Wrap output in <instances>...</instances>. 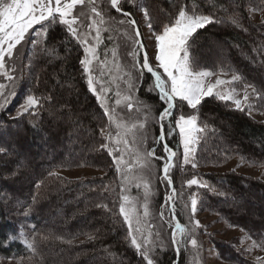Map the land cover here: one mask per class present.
Segmentation results:
<instances>
[{"label": "trees", "instance_id": "trees-1", "mask_svg": "<svg viewBox=\"0 0 264 264\" xmlns=\"http://www.w3.org/2000/svg\"><path fill=\"white\" fill-rule=\"evenodd\" d=\"M122 4V8L132 12V17L137 20L138 7ZM139 4L149 10L157 32L183 6L197 13L212 15L217 22L198 30L195 37L192 51L198 70L220 73L222 66L230 67L264 96V24L251 21L248 13L249 5L264 9V0H139ZM232 15L239 17V26L231 22ZM47 48L55 51L51 56H46L43 46L36 51L39 59L37 62L34 59L31 71H37V76L29 79L27 87L38 97L50 96L53 92L54 98L42 102L38 117H26L20 122L23 120L25 124L32 125V128L28 127L30 137L38 140L45 136L48 138L46 141L43 139L42 147H47L53 157L45 159L41 165L32 163L30 167L27 164L26 167L19 166V160L14 158L8 159L9 168L17 182L22 181L23 187L20 186L22 190L11 196L12 202L5 197L6 204L0 198V259H19L26 264H146L126 239L127 228L119 215L113 191L116 170L109 156L100 148L103 143L100 128L107 124V118L83 79L79 63L81 48L59 24L49 29ZM57 55L59 59L54 60L52 56ZM39 71L42 74L39 75ZM144 76L148 82L151 81L146 71ZM145 87L141 85L139 95L149 104L157 105V112L161 111L165 105L158 94L151 92L149 95L144 91ZM236 87L242 89L243 84L239 83ZM19 92L26 93L25 87L22 86ZM61 104L63 109L60 108ZM254 105L259 109L264 108V98H255ZM47 111L60 113V125L51 123V114ZM181 111L197 115L198 121L206 123L210 130L200 139L196 149L195 160L199 167L219 166L239 158L251 166L264 168V123L255 121L245 111L236 110L230 101L225 102L214 96L206 97L198 110L189 109L185 104ZM181 111H177L176 116ZM71 113L72 116L65 121L67 114ZM168 128L169 122L164 121L165 142L177 152L179 158L178 133L175 130L169 137ZM71 131L79 136L73 150L66 155L59 150L52 154L54 148L68 143L63 141L68 139ZM155 151L162 156L165 152L160 140L156 143ZM177 157L174 158L175 164ZM79 167L98 168L103 176L90 180H68L54 174L56 169ZM175 169V166L172 167L169 174L177 192ZM205 180L225 195L202 190L200 208L217 213L229 226L236 225L235 228L243 229L253 241L264 242V233L261 237L257 232L264 230V224L250 220L247 214L239 216L234 208L230 209L238 195H244L245 191L259 192L264 199V181L234 171L208 173ZM97 204L106 205L107 208L97 207ZM2 205L7 211H11L10 207L14 208L16 219L11 213L3 212ZM240 217L251 225L238 224L236 219ZM179 220L183 226V218L179 217ZM252 223L257 226H252ZM20 232L28 239L36 238L35 253L29 251L18 237ZM12 236L16 238H10ZM178 240L181 241L179 255L173 247L167 248L159 256V264H188L185 241L181 238Z\"/></svg>", "mask_w": 264, "mask_h": 264}, {"label": "snow or ice", "instance_id": "snow-or-ice-1", "mask_svg": "<svg viewBox=\"0 0 264 264\" xmlns=\"http://www.w3.org/2000/svg\"><path fill=\"white\" fill-rule=\"evenodd\" d=\"M112 9L117 13H121L124 17H130L127 21L119 20V24L127 22L132 25L135 30V41L137 45L131 56L138 57L139 52L143 51L142 63L137 58L133 68L139 72V76H133L132 73L125 71L124 75L127 79L124 81L126 89L121 91L119 86L115 92L114 106L112 104V88L110 81L116 79L112 76V71L108 67L107 51L104 58H101L99 46L102 42L101 31H109V21L106 19V12L100 6V0H0V75H3L10 83L15 82V77L10 75L15 69L6 68V60L14 58V50L23 42H30L34 48L43 46L44 51L49 55L55 50L47 48V38L49 29L57 24L63 26L68 35L74 39L83 49V57L79 60L82 68V73L86 78L87 88L92 95L95 96L98 104L103 109V114L108 118V123L100 128L101 135L104 137V143L100 148L106 149L110 156H113V162L117 166V172H127L121 176L122 182H133L136 177L128 175L132 172V165L125 163V155L131 153L134 157L133 163L138 164L141 169L150 171L152 164L151 159L155 157V149L151 151L141 148L146 139V124L151 109L149 106L140 101L136 92L140 84H142L145 71L151 75L152 84L149 91L158 94L160 101L165 107L159 113L160 121V136L159 140H165L164 121L169 122L167 135H172L178 129L180 137V145L183 147V164L191 163L192 168L198 165L194 160V150L192 145L197 144L203 136L208 134L209 127L206 123L202 124L198 121V116L194 114L185 115L181 110L184 105L189 109L198 110V106L206 97L215 96L217 99L228 102L234 105L236 110L241 112L251 107L250 97L262 99L264 96L250 83L244 82V77L230 67L222 66L221 75L231 74V79H221L217 73L207 70H198L197 62L192 51L195 43V37L198 30L205 28L207 25L217 22L212 15L197 13L195 10H189L186 6L180 7L177 14L168 22L162 25V30L155 31L152 17L146 6L137 4V0H128L134 6L138 7L143 12L147 26L152 31L155 38V65L145 49L138 23L132 17V12L125 11L122 8L121 0H109ZM264 9L253 8L251 11H260ZM231 22L237 26L240 25V19L236 15L230 17ZM87 20V23H85ZM39 25L37 29L35 26ZM94 33V35H93ZM35 37V38H33ZM113 67L119 72L121 65L116 59V53L112 55ZM215 76L214 83L208 80L209 77ZM139 82V83H138ZM242 83L243 88L236 87ZM109 85V86H106ZM224 86H229L225 90ZM251 89V94L249 93ZM241 92L243 95L241 96ZM15 95V92L6 91V86L0 84V97H3V102H0V109H3L9 99ZM44 100H51V96L37 97L33 94L26 95L24 102L20 105V110L17 116L24 113L37 115L40 107L43 106ZM123 105L131 113L135 108L137 113H142L143 119H130L124 121L117 114V109ZM147 109V111H144ZM181 111L179 116L176 112ZM174 121V128L172 122ZM116 129L113 135L111 129ZM131 136V140H129ZM5 148L0 147V153H4ZM164 151L167 159L164 157H155L164 160L162 168V176L160 179L167 181L166 187L171 189V195L166 194L165 203L161 207L169 206L172 212V219L177 220L176 216V201L174 197L177 195L174 187L173 179L170 176V169L175 166L174 158L177 157V152L165 143ZM119 153V155H114ZM53 175V173H50ZM186 185L191 188L208 189L210 192L217 195H225L223 192H218L216 188L201 182L195 176L186 181ZM39 188V184L36 185ZM139 187V184L136 185ZM145 189H148V182H144ZM125 189L121 188L119 214L123 217L124 223L128 227L126 239L129 240L131 247L136 253L146 262V264H158L155 259L157 245L148 237L143 239L137 238V233L142 232L141 219L136 213L135 208L129 207L130 201L124 193ZM35 199V197H34ZM147 199V196L145 197ZM198 201L196 193L190 195L191 214L195 216L198 210ZM97 207H105L106 205L97 204ZM187 207V205H185ZM27 215V213H25ZM144 215H148V206L144 205ZM161 218L164 213L161 211ZM195 228L200 227L198 220H192ZM236 227V225H231ZM186 231L189 233L187 243L193 248H197V240L192 236L191 230L187 229L177 222L172 230L171 243L175 247L177 254L180 252V242L177 239L179 234L181 240L185 238ZM243 231V229H242ZM18 237L26 245V248L35 253L37 251L36 238L28 239L23 232L18 234ZM15 239L16 236L10 237ZM46 239L47 237H41ZM91 238V237H90ZM70 242V241H69ZM259 247L264 250V242L253 244L248 249ZM258 261L260 258H257Z\"/></svg>", "mask_w": 264, "mask_h": 264}, {"label": "rangeland", "instance_id": "rangeland-1", "mask_svg": "<svg viewBox=\"0 0 264 264\" xmlns=\"http://www.w3.org/2000/svg\"><path fill=\"white\" fill-rule=\"evenodd\" d=\"M122 3L133 5L132 3H129L128 0H121V5L123 6ZM137 4H139V0H137ZM100 6L106 12V19L108 17L112 18L109 21V24L107 25L109 27V31H101L102 42L99 46V51L102 59L104 58L105 51H107L108 67L112 71V76L116 77V79L109 82L112 88V92L110 93V95L112 96V104L114 106L115 92L117 90V86H119L121 91H124L126 89V84L124 81L127 79V77L124 75L125 71L132 73L133 76H139V72L133 68V65L135 64L137 58L142 63L143 51L142 53L141 51L139 52L138 57L129 55V53L137 47V45L134 43L136 39L135 32L132 25L128 24L127 22H125L124 24H119L118 21H127L130 18L124 17L121 13H117L115 9H112L109 0H100ZM248 8V13L249 17L251 18V21L256 24H264V10L251 11V9L254 8L251 5H249ZM113 10L114 13H112ZM136 21L138 23L139 31L141 32L142 43L145 49L147 50V54L151 60V63L155 65V38L147 26V22L145 21L143 12L140 11L139 8L137 9ZM85 23H87V20H85ZM39 27V25L35 26V28L37 29ZM62 29L68 35L63 26ZM80 48L82 58L83 49L81 46ZM38 49L39 48H34V46L30 42H23L22 45L17 46V49L14 50V58L12 60H8V58L5 57L6 68L15 69L14 72L9 73L10 75H13L15 77L14 86L3 75H0V84H4L6 86V91L15 92V95L9 99L6 106L3 109H0V147L6 149L4 153H0V198L2 199L1 201L6 204L8 203V199L9 202H12L10 201L12 200L11 196L17 194L19 190H22L23 187L22 181L20 180L17 182L18 179L16 178L15 174L12 173V170L9 168V165L7 164L8 159L14 158V160H19L17 162L19 166L21 165L23 167H26L27 164V166L29 165L30 167L33 166V164L35 163L41 165L42 161L47 158L51 159L53 157L52 155H50V152L47 151V147H42L43 139H45L46 141L48 138L46 136L44 138H41L42 140H38L33 136H31V138L29 136L28 131L30 129L28 127L32 128V125L25 124L23 120L20 122L21 119H25L26 117H31L33 115L24 113L21 116H17V112L20 110V105L24 102L26 95L33 94L37 96L36 92L27 87L29 86L27 84L30 78L34 79V77L37 76V71L34 70L33 73V70L31 71V67L34 62V59H36L35 62H37L39 59L38 56L35 55ZM113 52L116 53V59L121 65L119 72H117V69L113 67ZM46 56L51 55L47 53ZM52 57H54V60L59 59L58 55ZM39 72V75L42 74L41 71ZM220 73H217V75H219L221 79H231V74L225 76L221 75ZM82 76L86 83V78L84 77L83 73ZM215 79V76L208 78V80L212 83H214ZM142 84L146 86L144 88V91L151 95L149 87L152 84V78L151 81L148 82L144 76ZM142 84H140L136 94L140 101H143L144 104L150 107L151 115L149 116L148 122L146 124V139L141 145V148L147 151H151L153 149L156 150V143L159 142V136L161 131L159 113L163 109L157 112V105L149 104L144 98L139 95L140 87ZM22 86L25 87L26 93L19 92ZM228 87L229 86H224L225 90H227ZM249 93L251 94V89H249ZM242 95L243 93L241 92V96ZM50 96L51 99L54 98L53 92ZM3 99V97H0V102H3ZM254 100L255 97H250L251 107L245 109V112L255 121L264 123V108L259 109V107L254 105ZM60 108L63 109V104L60 105ZM41 109L42 107L39 108L38 113L35 116L38 117L40 115ZM144 111H147V109H144ZM47 113L49 112L47 111ZM72 113L69 115L67 114V119H65V121L70 118L69 116H72ZM49 114H51L49 115V118L52 120L51 123H53V125L56 123L60 125V122H62V119L59 117L60 113L57 111L56 113ZM117 114L121 119L126 122L130 119H143L142 113H137L135 111V108L131 113H129L128 109L123 105H121L117 109ZM184 114L188 115V113L185 112ZM5 121H12L13 123L8 124ZM23 123L24 125L22 126ZM111 131L113 135H115L116 129L114 127L111 129ZM176 131L178 133L180 143L178 129ZM38 132H40V130H38ZM71 133L72 134L69 135L68 139H64L63 141L68 143H63L61 147L62 149L58 147L54 148V150L51 151L52 154L59 150L64 151L62 154L66 155L73 150L72 147L76 145V143L74 142H77L79 140V136L77 134H73L72 131ZM171 136L172 135H170L169 137ZM101 138L104 143L105 141L102 135ZM128 138L129 140H131V136H129ZM165 141L166 139L161 141L163 147V144L166 143ZM198 143L192 145V148L194 150V160ZM180 149V156L179 158L177 157V161L175 164L176 169L174 170V177L178 180V191L176 192L177 195L174 197L176 201L177 220L172 219V212L169 206H165L163 208L161 207L165 203L166 194L171 195V189L166 187L167 181H163L162 179H160V177L162 176L164 160L157 159L155 157H164V159H167L165 152L162 156L157 151H155V157L150 158L152 164L150 171L147 169H141L138 164H134V157L131 153L126 154L125 163L132 165V172L127 174L136 177L133 182L129 183L128 181L122 182L121 179V176L124 175L127 170L125 169L124 172L118 173L117 166L113 162V156H110L108 154V151L106 149H103L106 152L107 156H109V158L111 159V164L113 163L114 169L116 170V176H114L113 179V191L116 198L118 212L120 205L121 188L123 187L125 189L123 194L127 196L129 198V201L131 202L129 207L135 208L136 213L141 219L142 232L137 233V238L143 239L144 237H148L149 234H151V241L157 245L155 259L158 262L159 256L162 251L171 247H173L175 250V247L171 243V233L172 230L175 228V224L177 222L180 223L179 217H181L184 220L183 226L186 228V230H191L192 236H194V238L198 242L197 248H193L190 243H187L189 233L186 231L185 238L183 240L185 241L188 264H264V252L262 250H260L258 247L252 248L250 251L248 250L253 244V240L247 237L246 234L240 229L229 226V223L226 222L223 218H221L217 213L210 212L211 210L208 211L203 207L200 208L198 203V210L195 213V216L191 214L190 195L192 193H196L198 201H200V194L202 193V190L208 189L198 188L195 185L189 188L186 185V181L192 179L194 176L201 180V182L209 185V183L205 180L206 174L223 173L226 171H234L238 174L257 178L264 181V168L251 166L239 158H233L229 162L219 166H197L196 168H192L191 163L187 165L183 164V147L181 145ZM114 155H119V153H114ZM54 174L68 180H90L94 177L103 176L102 170L93 167L56 169L54 170ZM5 182H9L10 184H6ZM144 182H148V189H145ZM137 184H139V187L136 186ZM146 196L147 199H145ZM5 197L7 198V200L4 199ZM145 203L148 206L147 216L144 215ZM185 205H187V207H185ZM3 207L5 208V206ZM3 207V212H5L6 214L11 213V215L16 219L17 215L13 211L14 208L10 207L11 211H7V209H4ZM230 207V209L233 210L234 208V210L237 211V215L241 216L247 214L250 220L258 223L261 222V225L264 224V199L262 198V195L259 192L255 191L254 193H251L250 191H245L244 195H238V199L233 202ZM161 211H163L164 213L163 218H161L160 216ZM120 217L124 223L123 217L121 215ZM242 218L243 217L237 218L236 222L238 224L244 225L246 224V221H244V219ZM192 220H198L200 222V227L198 229L195 228L194 224H192ZM247 224L249 223L247 222ZM125 226L128 231V227L126 224ZM252 226L256 227L257 224L252 223ZM258 226H260V224H258ZM263 231V229H259L257 231L259 233L258 235L262 237L264 233ZM180 238L181 237L178 234L177 239ZM257 258H260V260L258 261ZM0 264L26 263L24 260L19 259H0Z\"/></svg>", "mask_w": 264, "mask_h": 264}, {"label": "water", "instance_id": "water-1", "mask_svg": "<svg viewBox=\"0 0 264 264\" xmlns=\"http://www.w3.org/2000/svg\"><path fill=\"white\" fill-rule=\"evenodd\" d=\"M129 18H130V17H129ZM134 32H135V30H134ZM141 53H142V51H141ZM143 55H144V54L142 53V56H143ZM142 56H141V57H142ZM163 145H165V144H163ZM175 250H176V249H175ZM176 254H177V252H176ZM177 255H178V254H177Z\"/></svg>", "mask_w": 264, "mask_h": 264}]
</instances>
